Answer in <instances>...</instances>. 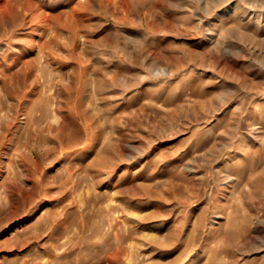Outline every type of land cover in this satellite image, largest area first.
<instances>
[{
  "label": "rangeland",
  "instance_id": "obj_1",
  "mask_svg": "<svg viewBox=\"0 0 264 264\" xmlns=\"http://www.w3.org/2000/svg\"><path fill=\"white\" fill-rule=\"evenodd\" d=\"M0 264H264V0H0Z\"/></svg>",
  "mask_w": 264,
  "mask_h": 264
},
{
  "label": "bare ground",
  "instance_id": "obj_2",
  "mask_svg": "<svg viewBox=\"0 0 264 264\" xmlns=\"http://www.w3.org/2000/svg\"><path fill=\"white\" fill-rule=\"evenodd\" d=\"M6 4V3H5ZM18 228V227H17Z\"/></svg>",
  "mask_w": 264,
  "mask_h": 264
}]
</instances>
